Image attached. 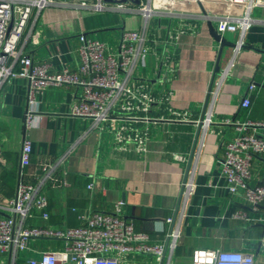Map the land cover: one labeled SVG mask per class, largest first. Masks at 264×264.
<instances>
[{
	"label": "crops",
	"instance_id": "crops-1",
	"mask_svg": "<svg viewBox=\"0 0 264 264\" xmlns=\"http://www.w3.org/2000/svg\"><path fill=\"white\" fill-rule=\"evenodd\" d=\"M254 1L263 3L253 11L262 22L248 30L244 41L264 50V0ZM124 3L137 7L148 0ZM152 6L159 13L150 18L148 29L159 39L182 19L195 24L198 31L179 36L176 78L164 87L172 93L168 106L189 112L193 121L167 119L153 124L144 153L114 149L112 133L104 124L73 114L82 89L53 85L38 97L40 114L34 127L26 131L28 81L20 77L6 80L0 86V203L5 205L16 197L20 182L38 184L40 170L47 164L52 170L42 191L50 205L47 223L53 227H79L85 210L109 209L121 200L135 230L149 234L154 242L164 240L169 228L166 220L174 218V228H180L182 234L175 264H192L197 249L217 248L251 253L258 264H264V206L255 212L243 198L231 194L223 163L226 144L241 135L228 120L264 122V54L226 47L219 63L221 43L214 34L217 23L201 17L222 15L230 8L239 14L244 10L238 5L153 0ZM143 21L140 14L49 7L31 22L20 48L36 63L50 65L52 72L76 70L82 63L81 34L100 40L109 50L117 49L122 31H142ZM39 27L42 32L37 43L33 38ZM240 37L233 32L224 35L230 44ZM158 47L161 52L166 46L160 42ZM10 61L13 70L20 72V61ZM218 63L220 72L215 78ZM157 70L151 56L140 74L152 77ZM254 80L257 87L251 105L244 108L241 102ZM154 115L169 117L165 106ZM256 133L264 137V127ZM25 137L32 140L34 152L31 165L22 168ZM185 182L195 186L188 200L183 197ZM258 183L264 184V156H257L253 163L251 184ZM239 212L245 214L243 218L237 217ZM32 224L43 226L45 221L37 218ZM55 244L61 243L33 242L32 247L50 249ZM23 257H38V253L26 252Z\"/></svg>",
	"mask_w": 264,
	"mask_h": 264
},
{
	"label": "built area",
	"instance_id": "built-area-1",
	"mask_svg": "<svg viewBox=\"0 0 264 264\" xmlns=\"http://www.w3.org/2000/svg\"><path fill=\"white\" fill-rule=\"evenodd\" d=\"M127 1V0H126ZM132 1V0H128ZM153 0L137 7L127 6L123 0H0V86L15 78L28 81V104L25 116L26 131L34 127L40 114L38 97L48 87L80 88L81 100L74 104L73 114L102 123L112 133V147L118 150L133 149L144 153L152 134L153 124L173 119L189 122L191 114L174 110L168 103L172 93L164 87L176 78L178 64L175 56L179 36L195 34V24L182 19L179 26L172 27L163 39L149 32V20L159 12L152 6ZM173 4L175 0H163ZM203 1V0H197ZM228 5H238L243 12L234 14L232 8L222 15L202 16L215 21L217 33L224 38L226 33H240L234 44L236 52L243 49L245 35L262 19L253 11L262 5L254 0H210ZM49 7L77 10L120 12L143 16L144 30H123L117 49H107L98 39L81 34L79 49L82 63L76 70L65 68L52 72L46 63H36L31 55L20 48L31 22ZM173 12V10L171 11ZM35 19L33 20L34 16ZM41 27L37 29L34 42H39ZM165 49L159 51L158 44ZM154 57L158 70L152 77H143L140 72L150 57ZM20 61L21 71L15 72L10 60ZM234 66V61H230ZM229 70L223 73L226 77ZM222 75V76H224ZM221 76V77H222ZM241 106L251 105L257 83L252 81ZM169 117L154 115L164 109ZM211 119H208L210 125ZM241 135L226 144L224 174L231 194L240 196L260 212L264 206V184H251L253 163L257 156H264V137L256 133L264 122H232ZM32 140L25 137L21 153L22 168L32 162ZM184 160L183 157L179 158ZM51 167L45 164L39 173V183L20 182L16 197L7 204L0 203V264H175V252L182 237L180 228H174V218H168L165 238L154 242L150 235L137 232L133 222L125 215V202L117 201L111 208L86 211L80 216L82 225L74 228H56L50 225L49 201L42 188L46 185ZM195 192L191 182L183 185V197L188 200ZM245 214L239 212L238 218ZM41 218L45 225H33ZM59 242V249L33 248V242ZM34 251L38 257H23ZM192 264H258L257 258L245 251L222 249H197Z\"/></svg>",
	"mask_w": 264,
	"mask_h": 264
},
{
	"label": "water",
	"instance_id": "water-1",
	"mask_svg": "<svg viewBox=\"0 0 264 264\" xmlns=\"http://www.w3.org/2000/svg\"><path fill=\"white\" fill-rule=\"evenodd\" d=\"M107 1H110V0H107ZM112 1V0H111ZM126 0H123V2H125ZM217 40L221 43V52H220V57H219V63L221 61V58H222V55H223V52L225 51L224 49L226 47L228 48H234L235 47V44H230L228 43L225 38H222L218 33H214ZM243 49H251L253 51H256L258 53H261V54H264V50L263 49H260V48H256V47H252V46H249V45H244L243 46ZM219 63H218V66L216 68V72L214 74V77L216 78V75L220 72V66H219Z\"/></svg>",
	"mask_w": 264,
	"mask_h": 264
},
{
	"label": "rangeland",
	"instance_id": "rangeland-1",
	"mask_svg": "<svg viewBox=\"0 0 264 264\" xmlns=\"http://www.w3.org/2000/svg\"><path fill=\"white\" fill-rule=\"evenodd\" d=\"M46 242V241H45ZM62 247V245L61 244H55L54 246H53V248L52 249H59V248H61ZM49 249V246H46L45 248H43V250H48ZM257 258V257H256Z\"/></svg>",
	"mask_w": 264,
	"mask_h": 264
}]
</instances>
